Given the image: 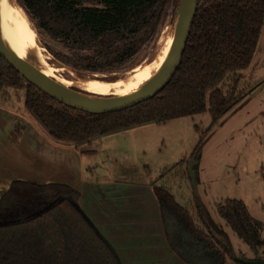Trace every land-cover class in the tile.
<instances>
[{"label": "trees", "instance_id": "obj_1", "mask_svg": "<svg viewBox=\"0 0 264 264\" xmlns=\"http://www.w3.org/2000/svg\"><path fill=\"white\" fill-rule=\"evenodd\" d=\"M179 1L16 0L55 59L86 74L135 68L139 56L150 51L172 23ZM263 27L264 0H202L171 82L154 98L121 112L94 115L67 107L28 83L2 57L0 89L25 90V109L48 136L77 148L101 137L206 112L214 127L241 100V74L254 61ZM46 37L66 53L50 48ZM20 136L17 129L12 142ZM201 150L200 142L189 160L164 170L162 177L185 165L191 185L188 163L193 158L200 162ZM198 166L194 170L199 185ZM155 194L163 217L169 214L176 220L184 239V233L190 235L184 242L190 241L191 255L213 249L210 258H204L206 264L228 260L240 264L234 260L229 236L194 193L195 216L167 187L155 188ZM80 200L81 195L67 185L14 182L0 198V264H122L109 242L95 231ZM215 208L255 259H264L263 223L252 217L247 205L226 200ZM173 249L189 262L182 251Z\"/></svg>", "mask_w": 264, "mask_h": 264}, {"label": "rangeland", "instance_id": "obj_2", "mask_svg": "<svg viewBox=\"0 0 264 264\" xmlns=\"http://www.w3.org/2000/svg\"><path fill=\"white\" fill-rule=\"evenodd\" d=\"M13 1L17 3L16 0ZM28 20L36 31L34 24L29 18ZM168 27L172 34V23L166 28ZM36 35V43L42 49L45 60L58 69V72H50V75L60 83L77 82L96 76L103 79L102 81H114L134 69L107 74L76 72L59 63L45 48L37 31ZM45 42L54 51L66 53L61 45L49 38L46 37ZM156 49L157 44L150 51L142 53L135 63L136 67L151 60ZM239 89L243 91L241 100L214 127L211 126L212 119L207 112L164 124H151L112 141L115 146L120 147L116 155L118 163L105 153L97 160L102 161V166H115L109 168L107 177L158 182V186L167 187L177 202L195 216L193 190L188 181L186 166L177 168L165 177H162V173L183 160H189L195 147L201 142V158L197 170L200 180L198 199L207 207L217 225L229 236L236 257L242 255L245 259L252 260L255 259L252 250L225 226L216 213L215 206L226 200L243 201L253 218L263 223L264 241V27L254 61L241 74ZM24 95L23 89H0V97L8 96L15 102H22ZM164 219L172 246L182 251L185 257L195 259L191 255V245L187 244L190 241L184 242L190 235L184 233V239L176 220L169 214ZM212 250L207 251L212 253ZM227 264L234 263L228 260Z\"/></svg>", "mask_w": 264, "mask_h": 264}, {"label": "crops", "instance_id": "obj_3", "mask_svg": "<svg viewBox=\"0 0 264 264\" xmlns=\"http://www.w3.org/2000/svg\"><path fill=\"white\" fill-rule=\"evenodd\" d=\"M148 126L101 137L77 148L53 141L27 112L24 100L0 97V198L17 181L67 185L81 195L82 211L122 264H206L204 258L211 256L207 250L192 253L202 258L201 262H188L174 251L155 194L158 182L107 177L109 168L115 166H102L97 160L105 153L118 163L120 147L115 146L114 139ZM17 129L21 136L13 143L11 136Z\"/></svg>", "mask_w": 264, "mask_h": 264}, {"label": "water", "instance_id": "obj_4", "mask_svg": "<svg viewBox=\"0 0 264 264\" xmlns=\"http://www.w3.org/2000/svg\"><path fill=\"white\" fill-rule=\"evenodd\" d=\"M201 1L202 0L179 1L178 8L172 21L174 29L173 42L165 63L151 80L146 82L139 90L127 96L102 97L86 93L75 87H64L55 80L43 75L27 61L16 56L4 42L1 35V28L0 57L11 65L28 83L67 107L94 115L121 112L154 98L171 82L181 64L192 21ZM109 82L113 83L114 81ZM198 165L199 162L196 161L195 158L188 163V175L196 198H198L199 195L197 177L194 169ZM75 207L79 210L78 206L75 205ZM95 231L99 234L98 230L95 229ZM234 260L240 264H264V259L262 258L248 260L235 257Z\"/></svg>", "mask_w": 264, "mask_h": 264}, {"label": "bare ground", "instance_id": "obj_5", "mask_svg": "<svg viewBox=\"0 0 264 264\" xmlns=\"http://www.w3.org/2000/svg\"><path fill=\"white\" fill-rule=\"evenodd\" d=\"M0 28L4 42L16 56L30 63L46 77L53 79L50 72L56 73L58 69L50 66L45 60L42 49L36 43V31L15 1L0 0ZM171 29L172 34L168 27L160 36L156 53L151 60L119 76L113 83L102 81L103 79L97 76L77 82L55 81L64 87H75L96 96L122 97L132 94L151 80L165 63L173 42L174 29L173 27Z\"/></svg>", "mask_w": 264, "mask_h": 264}]
</instances>
